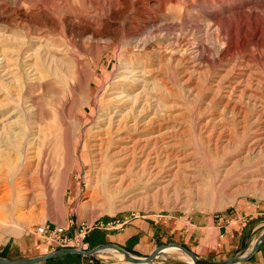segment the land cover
Returning a JSON list of instances; mask_svg holds the SVG:
<instances>
[{
    "label": "rangeland",
    "instance_id": "obj_1",
    "mask_svg": "<svg viewBox=\"0 0 264 264\" xmlns=\"http://www.w3.org/2000/svg\"><path fill=\"white\" fill-rule=\"evenodd\" d=\"M100 1L111 10L102 11L91 0H0L2 179H22L11 159L24 155L32 159L25 178L41 179L43 172L34 170L44 162L48 167L44 193L21 187L7 197L1 189L0 246L27 241L40 257L52 254L62 248L47 245L36 229L56 225L67 228L71 239L85 228V248L68 249L87 252L94 249L87 241L91 232L113 234L134 226L151 234V244L142 247L149 255L176 244L208 262L248 256L264 235V139L253 143L259 138L253 121L264 112V93L253 92L258 100H239L245 119L231 105L224 108L229 90L218 83L233 61L232 44L211 24L215 18L223 27L244 23L248 38L256 31L263 39L264 0ZM39 7L47 13L36 14ZM85 15L96 18L100 31L92 41L80 28L58 25L63 17ZM44 19L56 26L42 27ZM223 49L229 51L225 57ZM126 69L136 80L133 96L150 99L147 118L156 114L165 126L161 132L173 131L172 154L187 155L188 167L170 183L131 173V186L117 190L109 176L93 170V125ZM259 70L264 80V66ZM32 134L41 136L43 147L29 145ZM91 192L97 193L95 204L84 205ZM89 258L111 264L123 259L112 251L55 259L83 264ZM152 264L193 263L182 251L167 249ZM235 264H264V243L246 262Z\"/></svg>",
    "mask_w": 264,
    "mask_h": 264
},
{
    "label": "bare ground",
    "instance_id": "obj_2",
    "mask_svg": "<svg viewBox=\"0 0 264 264\" xmlns=\"http://www.w3.org/2000/svg\"><path fill=\"white\" fill-rule=\"evenodd\" d=\"M91 1H95L98 6H102V11H106L108 6L105 3H102L100 0ZM110 10L111 8L109 5L107 11ZM37 13L44 15L47 13V11H44L42 7H39L36 11V14ZM44 20L45 21L40 22L42 27L48 29L54 28L56 26L53 23H49L47 19ZM58 25H72L73 27L80 28L83 36L87 37L88 41H92L96 39V37L98 38L100 35V31L94 27L96 25V18L93 19L91 15H85L76 19L72 18L71 20L63 17V19L59 21ZM211 25L217 26L218 32L226 41L228 46L232 44L233 61L231 64H229L227 69H222L223 74H220L218 83H225L226 88L229 90V94L227 96L228 100L225 103L224 108H228L231 105L230 108L236 113L235 115H242V118L245 119L248 113H244L242 110L237 108V105L240 104L239 100L244 96L258 100L259 98H256L255 95H253V92H260V94L264 93V80L262 78V73L259 70L264 66V53H262L264 38L262 39L261 36L257 35L256 31H254L252 35L249 34L250 37L248 38L247 34L245 35L246 32H242L245 26L244 23H241L239 26L228 24V26L223 27L220 25L219 20L215 18ZM42 37L47 40L49 38L47 35H43ZM228 49H230V47ZM228 49L227 51H224L223 49V57H225L229 52ZM252 65L258 66V70L251 68ZM125 71L126 72L123 73L127 75L119 76V79L117 80L119 84L114 86V91L111 94V97L106 100V108L98 110L100 112V117L98 118L97 123H94L93 125L96 130H93L95 132L92 133L93 135L91 136V142L89 143L90 148H92L90 156L92 158L93 164L95 165L93 170L102 173L104 178L109 176L113 182L112 187L117 190H120V188H122L124 185H126V187L131 186L130 183H127L128 176H130L131 173L136 174L138 178H142L144 180H146L147 177L152 178L154 176V178L159 177L164 179V182L170 183V181L179 174L178 172L182 168L188 167V164H184L187 155L184 154L182 158H179L178 153L177 155L176 153L174 155L172 154L171 151L175 146L170 140L171 137H174L173 131L164 130V132H161L165 126L163 124H158L156 114H153L152 117L147 118L149 117L150 105H148V103L150 102V99L148 100L144 97L146 100L142 99V101H140V96H138V94H134L133 96L132 89L135 88L134 84L136 80H131V78H133L132 71L128 69ZM235 94H237V96L234 99L232 96ZM130 102H133L132 106H130L129 110H126L125 107L128 104L130 105ZM110 105H112V107ZM95 115H97L96 112L90 117V120H93ZM132 118L133 120H131ZM130 122H132V128L131 126L129 127ZM262 122L264 123V112H259L258 116H256L253 121L256 127L255 129L260 132L259 138L257 139L256 137L253 142L255 144L264 139V127H262ZM154 129H156V131H154ZM126 132L127 134L124 136ZM131 133L134 134L132 136L134 138L129 140V145L124 144L126 139L131 138ZM43 143L44 141H41V136L36 134H32L31 138L29 139V145L32 147L41 148L43 147ZM113 145L115 146L111 150ZM87 146L88 145L86 144L85 148H87ZM84 155L87 157L86 150ZM31 160H27L25 155L23 157L21 156L19 158L11 159V161H13V167L15 168L14 173L17 176H20L22 178L21 180L19 179L17 181L16 177H13L10 180L5 181L2 179L4 172L0 171V191L1 189L2 191H6L5 195L7 197L11 196L15 189H20L21 187L24 188L23 190L28 192H31V190L34 191L37 187H39V190H41L42 193L46 191V171L48 170V167H46V162H44L43 167H39L38 164L34 170V174H38L40 171L43 172L41 174V179H39V176H37L35 179L36 176H32L31 174L29 177L25 178L28 176V171L31 169ZM170 178L171 180L168 181ZM96 196L97 193L91 192L88 196V199L84 202V205L86 204L87 206H91L95 204L94 200L97 198ZM1 202H3V199H1Z\"/></svg>",
    "mask_w": 264,
    "mask_h": 264
},
{
    "label": "crops",
    "instance_id": "obj_3",
    "mask_svg": "<svg viewBox=\"0 0 264 264\" xmlns=\"http://www.w3.org/2000/svg\"><path fill=\"white\" fill-rule=\"evenodd\" d=\"M151 238L152 237L149 232L144 233L138 227L132 226L130 227V229L127 228L125 230L113 234L104 233L102 235L100 233V235H98L97 233L91 232L87 241H88V246L90 248H96L104 244H112L123 249L124 251H126L131 255H137L139 256V258H141V257H146L147 255L149 256V254L146 253L145 251L146 249H143L142 247L145 246L144 248H147L148 245L151 244ZM143 239H146V241H148V244L145 245ZM37 250L38 248L36 249L35 246L31 247V243L27 244V241H19L17 244L14 245H9L8 242H4L0 246V256L7 257L10 260H25L26 257H32L30 259H33V257L34 258L40 257L39 254H35ZM70 256L73 255L63 256L60 258H67ZM57 259H53L40 264H56ZM80 260L83 261V259ZM122 260L120 262L113 264H129L126 263L124 260L123 262L125 263H121ZM84 262L85 263L83 264H111V263H105L103 261L96 262L92 258L86 259V261Z\"/></svg>",
    "mask_w": 264,
    "mask_h": 264
},
{
    "label": "water",
    "instance_id": "obj_4",
    "mask_svg": "<svg viewBox=\"0 0 264 264\" xmlns=\"http://www.w3.org/2000/svg\"><path fill=\"white\" fill-rule=\"evenodd\" d=\"M263 243H264V235L254 245L253 250L248 256H245V257L240 256V257L230 258V259H226L224 261H218V262L203 261L199 259L197 256H195L192 252L187 250L186 248L176 245V244L160 246L157 249H155L146 258L135 257L115 245L104 244V245L98 246L87 252L81 251V250H75V249H60L52 254L33 258V259L10 260V259H4L0 257V264H40V263H44V262L53 260L61 256H66V255H81L85 257H95V255L99 254L100 252H104V251H112V252L119 254L120 256H122L123 260L129 264H152L157 259V257L161 256L164 250H167V249H178L182 251L184 254H186L189 257V259L192 261L193 264H235V263L246 262L248 259L251 258V256L257 251L259 246Z\"/></svg>",
    "mask_w": 264,
    "mask_h": 264
},
{
    "label": "built area",
    "instance_id": "obj_5",
    "mask_svg": "<svg viewBox=\"0 0 264 264\" xmlns=\"http://www.w3.org/2000/svg\"><path fill=\"white\" fill-rule=\"evenodd\" d=\"M67 228L60 226H41L36 229V234L44 240L47 245L56 246L62 249L68 248H85L83 239L86 229L82 228L80 233L73 239L65 236Z\"/></svg>",
    "mask_w": 264,
    "mask_h": 264
}]
</instances>
